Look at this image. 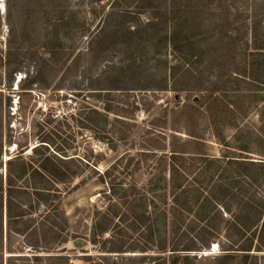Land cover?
I'll return each instance as SVG.
<instances>
[{
  "label": "rangeland",
  "instance_id": "rangeland-1",
  "mask_svg": "<svg viewBox=\"0 0 264 264\" xmlns=\"http://www.w3.org/2000/svg\"><path fill=\"white\" fill-rule=\"evenodd\" d=\"M54 3L62 5L67 13L85 17L87 22L70 31L50 64L43 61L49 58L45 36L52 27L44 25L43 18L54 9ZM111 3L112 0H103L99 6H104L106 12L111 9ZM88 5L85 0H0V51L4 54L10 46L12 63L23 60L21 71L13 73L11 84L0 66V177L5 173V160L17 151L29 159L31 147L48 136L64 154L77 159L76 165L82 169L81 179H84L81 183L80 179H74L71 184L58 188L60 208L68 223L63 233L69 235L68 240L49 251H34L24 244L23 237L6 230V219H3L0 264H152L149 255L155 253L140 252L143 240L137 232L131 231L127 235L126 245L134 250L122 254L103 252L98 245L88 241L94 210L104 203L100 193L104 186L93 171L103 172L127 150L134 153L142 145L164 143L167 151L171 147L176 150L199 148L203 157L221 158L227 151L238 155V148L246 145L249 152H243V156L264 160V138L257 136V130L262 127L259 114L264 98V53L258 54L264 47V0H168L169 6L174 5L179 10L180 17H191L184 24L193 36L198 52L202 53L200 57L187 60L182 53L175 58L181 62V67L169 81L167 90L159 89V82L155 81L151 89L145 91H112L107 96L113 108L131 117L127 119L131 125L129 129L114 124V114L103 110L106 96L102 93L98 97L89 89L88 80L100 72L104 62L93 64L87 55L88 41L96 26L86 15ZM145 17L141 15L142 20ZM109 57L119 60L118 55ZM166 59L169 64L175 63L169 51ZM162 66L159 63L157 68ZM36 68L38 78L29 84L26 81L28 75ZM214 78L219 90L212 93ZM172 86L183 90L174 92L170 90ZM213 97H220L223 103L231 105V112L225 111L220 117V129L229 149L214 136L205 113V105ZM198 101L202 102L201 113L184 112L183 105ZM86 108L96 109L102 116L91 115L87 127H83L80 113ZM158 108L167 111L163 114ZM105 117L106 121L103 120ZM184 117L192 129L195 127L202 146L183 145L190 139ZM114 132L121 135L128 132L127 141L115 140ZM149 132L153 133L150 135ZM163 156L162 152L150 156L127 183L132 182L143 190L155 184L156 194L151 195L154 204L167 209L171 205V193ZM184 157L187 160L182 164L188 172L202 173L198 186L205 192L217 179L221 164L213 168L217 173L210 181L211 172H203L202 157ZM256 194L260 198V188L256 189ZM42 210L43 207H39L33 215ZM220 211L223 218L228 217L222 209ZM186 217L191 216L187 214ZM172 240L179 242L180 239L169 236L168 241ZM222 247L227 248L223 230L218 232L208 249L195 254L196 258L190 264H242L239 253L232 262L221 263L218 258L223 253ZM251 253L255 257L248 264H264V250ZM33 254L40 255L42 260L34 261ZM85 256H89V262L82 259Z\"/></svg>",
  "mask_w": 264,
  "mask_h": 264
},
{
  "label": "trees",
  "instance_id": "trees-1",
  "mask_svg": "<svg viewBox=\"0 0 264 264\" xmlns=\"http://www.w3.org/2000/svg\"><path fill=\"white\" fill-rule=\"evenodd\" d=\"M85 1L89 4L86 15L91 24L96 23L88 41L87 55L93 64L104 62L100 72L88 80L89 89L98 97L103 93L106 96L103 98V110L114 114V124L129 129L131 117L113 108L107 96L112 91H145L151 89L155 81L159 82V89L167 90L169 81L175 78L181 67V62L175 58L182 53L187 60L200 57L202 53L198 52L193 36L184 24L191 17H180L179 10L174 5L169 6L168 0H112L111 9L106 12L104 6H99L103 0ZM61 6L54 3V9L43 18L44 25L52 27L45 36L49 55L43 61L45 63L53 64L70 31L87 22L85 17L67 13ZM142 14L146 16L144 20L141 19ZM260 50L264 47L258 51V54H263L264 51ZM168 51L174 57V64L167 62ZM11 53L10 46L4 54L0 51V66L8 84L13 81V73L21 71L23 64V60L12 63ZM113 55H118L119 60L109 59ZM159 63L163 65L161 68H157ZM38 74L36 68L31 75H25H28L26 81L29 84L36 82ZM212 83L211 92H217V79L214 78ZM170 90L179 92L183 89L172 86ZM261 101L259 116L262 127L257 130V136L264 138V98ZM229 106L220 97L209 99L205 105L214 136L227 148L228 142L220 129V117L225 111H230ZM201 107L202 102L199 101L182 106L184 112L192 110L198 113L202 112ZM86 109L80 113L83 127H87L91 115L102 116L96 109ZM166 111L165 108L160 109L163 114ZM185 119L187 117H184V126L190 139L183 145L202 146L197 140L195 127L192 129ZM103 120L106 121V117ZM127 138L128 132L124 135L114 132V139L118 142L125 143ZM174 138L175 135L172 136ZM1 148L0 133V152ZM238 149V155L227 151L221 158H211L203 157L199 148L176 150L171 147L167 151L164 143H151L142 145L134 153L125 151L101 173L94 170L95 177L104 186L100 192L104 203L94 210L88 241L98 245L103 252L122 254L134 250L126 245L127 235L133 231L143 240L140 252L155 253L149 255L152 264H190L196 258L195 254L208 249L218 232L223 230L227 248L222 247L220 262H232L235 254L239 253L242 264H248L255 257L251 253L253 250H264V160L243 156V152H249L246 145ZM156 152L164 154L168 168L171 205L167 209L154 204L155 199L151 195L156 194L155 184L143 190L132 182L127 183V179ZM192 155L203 158V172H211L210 181L217 173L213 168L221 164L217 179L205 192L198 186L202 173L188 172L182 164L187 160L184 156ZM30 156L26 159L21 151H17L5 160V173L0 177V250L3 219H6V230L23 237L24 244L34 251L52 250L69 237L63 233L68 223L60 208L58 188L71 184L74 179L83 182L82 169L76 165L77 159L64 154L48 136L31 147ZM85 164L89 165V162ZM257 188L261 189L260 198L256 194ZM39 207L43 210L34 216ZM220 209L228 214L227 218L222 217ZM187 214L191 217H186ZM169 236H177L180 240L168 241ZM32 259L41 261L42 257L33 254ZM82 259L89 262L90 258L85 256Z\"/></svg>",
  "mask_w": 264,
  "mask_h": 264
},
{
  "label": "water",
  "instance_id": "water-1",
  "mask_svg": "<svg viewBox=\"0 0 264 264\" xmlns=\"http://www.w3.org/2000/svg\"><path fill=\"white\" fill-rule=\"evenodd\" d=\"M160 104V103H159Z\"/></svg>",
  "mask_w": 264,
  "mask_h": 264
}]
</instances>
